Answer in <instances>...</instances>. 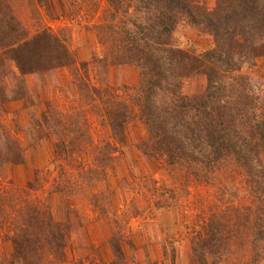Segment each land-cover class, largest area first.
<instances>
[{"label":"rangeland","instance_id":"rangeland-1","mask_svg":"<svg viewBox=\"0 0 264 264\" xmlns=\"http://www.w3.org/2000/svg\"><path fill=\"white\" fill-rule=\"evenodd\" d=\"M200 1L209 8L216 4ZM0 2L23 24L29 39L49 31L73 57L71 67L13 77V88L6 84L10 89L4 94L0 81V264H200L192 242L206 224L220 216L234 218L236 208L238 217L246 214L243 206L250 200L244 174L229 166L222 173L225 186L199 184L185 168L147 155L141 121L128 119L126 144L118 142L107 113L121 102L138 113L130 94L138 86L139 71L104 61L99 28L111 13L107 0ZM175 43L201 54L215 46V39L184 20ZM243 60L240 74L260 83L264 95V55ZM205 87L201 74L185 84L184 92L197 95ZM104 157L109 161L104 163ZM18 159L21 164H15ZM36 214L46 222L31 258L13 239L33 230L34 222H28ZM52 217L59 230L47 224ZM229 225L233 235L242 236L239 222ZM62 234L65 259L54 261L50 253ZM115 234L128 243L122 249L125 260L116 254ZM226 244L232 255L218 264H237L250 254L237 238Z\"/></svg>","mask_w":264,"mask_h":264},{"label":"trees","instance_id":"trees-1","mask_svg":"<svg viewBox=\"0 0 264 264\" xmlns=\"http://www.w3.org/2000/svg\"><path fill=\"white\" fill-rule=\"evenodd\" d=\"M107 3L111 13L107 24L99 28L100 43L107 52L104 61L139 71L138 86L130 94L138 113L123 102L107 113L115 138L125 145L128 119L141 121L148 136L143 142L147 155L160 156L173 168H185L199 184L222 186V173L229 166L240 170L250 200L243 206L246 214L238 217L236 208L230 220L213 218L204 233L194 238L193 251L200 264H210L207 257L212 264L229 261L227 239L237 238L250 252L247 258L239 257L237 264H264V95L260 83L240 74L243 59L264 55V0H216L212 8L200 0ZM184 20L212 35L215 46L201 54L176 46L175 32ZM28 36L23 24L0 2L1 94L10 89L4 88L6 84L13 86V77L73 65L69 48L59 37L49 31L36 38ZM201 74L206 78L205 91L185 94V84ZM108 161L104 157V163ZM32 221L31 232L13 239L31 258L36 257L46 222L38 214L28 222L31 226ZM47 221L60 229L55 217ZM237 221L243 229L239 237L228 230ZM116 236V254L125 260L122 249L128 243L120 234ZM55 240L57 250L50 254L54 261H64L66 237L58 235Z\"/></svg>","mask_w":264,"mask_h":264}]
</instances>
